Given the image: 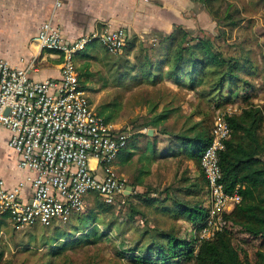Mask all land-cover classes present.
I'll return each mask as SVG.
<instances>
[{"label": "trees", "instance_id": "16d2710c", "mask_svg": "<svg viewBox=\"0 0 264 264\" xmlns=\"http://www.w3.org/2000/svg\"><path fill=\"white\" fill-rule=\"evenodd\" d=\"M217 1L220 0H199L210 15L215 13L212 4ZM235 11L234 14L226 16L225 20L232 21L230 25L238 28L240 24L234 21L239 11ZM218 25L220 26L219 22ZM96 44L98 42H93L91 45ZM139 45L141 49L135 58L136 62L134 64L129 62L130 71L118 72V78L130 77V72L135 71L133 73L139 72V76L133 77L138 85L145 83L157 85L169 80L181 90L198 93L200 100L214 97L216 101L219 99L223 102L233 101L236 86L240 83L248 86L249 89L255 87L253 81L243 80L240 72L247 69L254 75L258 70V66L252 59V50L245 48V41L237 43V52L230 57H224L216 49L213 41L195 38L190 31L178 27L170 35L158 36V43L153 46L139 43L136 37H131L125 50L133 52ZM157 47H164L163 53L158 51L161 56L155 53ZM83 53H86L85 57H92L87 48L81 54ZM249 98V94L243 97V101L248 104L240 115L225 116L231 129V137L225 143V150L220 153L222 182L228 192L240 186L239 192L242 196V202L225 214L227 226L212 239L201 240L196 237L195 241L191 242L171 231L146 230L140 237L141 240H145L144 243L141 245L142 242L138 241V250H136L138 254H133L134 251L129 254L133 264H251L248 259L242 260L234 244L232 233V229L238 228L253 239H264V136H262L264 114L260 108H256L249 102ZM154 109L151 112L154 113ZM174 112L179 113L180 108H167L154 116L150 122L146 121L132 128L139 130L150 127L159 128L161 124L169 121ZM99 115L108 123L112 120L110 116L105 118L103 112H99ZM200 115H202L201 111L187 117L186 123L178 132L167 127L161 129V133L168 136L167 156L183 157L189 162H194L201 170V182L192 183L186 188V195L194 196V198L204 195L205 190L207 191V181L201 167V160L212 141L210 126L205 119L186 125L194 116L200 117ZM127 130V126L122 128V131ZM176 147L178 150L171 154L170 152ZM167 197L173 198L175 208L164 209V214L173 215L177 220L191 221L198 225V228L205 221L207 210L202 207L201 202L191 204L175 194H169ZM93 198L97 199V206L89 212L75 214L67 226L70 227L69 232L53 227L57 231L44 244L52 247L54 244L63 242L60 248L54 249V255L69 248L97 245L103 239H108L109 233L101 232L99 229V223H103L100 216H115L113 212H121L123 205L130 203L132 198L142 202L148 208L159 203L150 196L149 190L144 194L121 195L115 205L105 204L97 195ZM136 207L137 205L131 204L130 220L138 216L146 218V214ZM4 223L5 217L0 219V231ZM51 227L42 226V228ZM254 256L255 264H264V242ZM1 260L2 254H0V263Z\"/></svg>", "mask_w": 264, "mask_h": 264}, {"label": "built area", "instance_id": "2783aa9c", "mask_svg": "<svg viewBox=\"0 0 264 264\" xmlns=\"http://www.w3.org/2000/svg\"><path fill=\"white\" fill-rule=\"evenodd\" d=\"M63 3L57 0L56 8ZM129 39L127 31L119 28L69 43L49 19L33 42L61 56L60 79L33 80L30 73L36 60L18 69L0 59V129L11 133L9 147L20 156L19 166L36 174L30 203L23 202L19 188H5L0 177V210L8 215L14 231L38 223L64 228L84 211L89 196L115 205L125 195L127 181L113 170V163L131 134L116 129L96 112L80 85L75 58L93 42L111 55H120ZM211 135L201 160L207 181V217L199 233L201 240L221 233L227 226L225 214L242 202L240 186L228 192L222 182L220 153L231 137L225 115L215 118ZM92 160L97 168L92 167Z\"/></svg>", "mask_w": 264, "mask_h": 264}, {"label": "rangeland", "instance_id": "374dc122", "mask_svg": "<svg viewBox=\"0 0 264 264\" xmlns=\"http://www.w3.org/2000/svg\"><path fill=\"white\" fill-rule=\"evenodd\" d=\"M212 7L213 12H215L213 15L209 14L212 22L206 21L207 24H205L204 29L194 28V31L190 32L195 38L213 41L216 49L224 57H230L237 52V43L245 41V48L252 50V59L255 65L258 66V70H256L258 75L257 73L252 75L247 69L240 72L243 80L253 81L255 87L249 89L248 86L240 83L236 86V94L233 101L223 102L219 99L216 101L214 97L200 100L198 93L187 90L173 92L166 81L157 85L148 83L138 85L133 77L139 76V72L133 73L135 71H131L130 77L120 76V78H118L117 73L130 71L129 62L131 64L136 62L135 58L141 46H137L133 52L124 50L120 55H110L98 43L95 52L89 51L92 58L86 63L90 65L88 68L84 65L85 68L83 69V63L85 64L87 60L79 59L81 65L79 72L90 71L94 76L92 81L96 88H102L103 84L106 86L102 98L99 99L100 101L112 102L120 90L122 100L127 106L126 110L121 113L123 114V119H119V123L124 121L133 123L134 120L140 119L145 111L143 109L139 110L138 107L147 98L155 100H159V98L165 99L164 101L167 103L173 102L176 105L175 107L180 108L179 119H172L168 123V128L176 132L182 129L187 117L193 115L194 112L198 113L200 111L202 115L200 117L194 116L192 121L186 125L196 122V119L200 120L203 118L209 124L210 131H212L214 120L218 115L231 116L242 113L248 104V102L245 103L243 101V97L247 94L250 95L249 102L256 108H260L264 114V0H220L214 2ZM235 10L239 11L235 15L234 21L240 24L238 28L230 25L232 21L225 20V17L234 14ZM157 36L161 35L157 33ZM156 49L155 53L161 56L160 52H164V47H157ZM127 61L128 63H126ZM139 122L138 120L137 123ZM122 126L120 125V130L125 126L128 128L129 125ZM262 136H264V132ZM131 169L134 170V166ZM155 173L156 175L152 176V183L148 186L147 191L149 190L150 196L159 201V203L157 202L154 207L148 208L142 202L132 198L130 203L123 205L124 208L121 212H113L115 216H100L103 223H99V229L101 232L109 233L110 237L103 239L97 245L69 248L58 255H54V249L60 248L63 242L54 244L52 247L46 246L44 242L51 238L57 229L36 227L16 232L11 224L5 221L0 231V254H2L0 264H133L129 254L133 253V251L135 252L133 254H138L136 251L138 250V241L142 242L141 245L145 241L140 239L141 234L146 230L151 231L154 229L171 231L182 239H187L190 242L195 241L196 237L199 238L204 222L198 228V225L191 221L177 220L173 215L164 214L163 210L175 208L173 198L169 199L167 197L169 194H175L191 204L201 202L202 207L206 208V190L205 194L200 197L194 198V196L186 195V188L190 184L201 182V170L194 162L190 163L180 157L167 160ZM187 179L188 181H186ZM131 204L137 205L136 209L145 213L146 218L138 216L134 220H130ZM88 206L84 213L91 211L97 206V199L90 198ZM58 230L69 232L70 227ZM232 233L234 244L240 252L242 260L248 259L251 264H255L254 255L264 242V239H253L238 228L232 229Z\"/></svg>", "mask_w": 264, "mask_h": 264}, {"label": "crops", "instance_id": "0c3cea01", "mask_svg": "<svg viewBox=\"0 0 264 264\" xmlns=\"http://www.w3.org/2000/svg\"><path fill=\"white\" fill-rule=\"evenodd\" d=\"M56 1L0 0V59L5 60L12 68L18 69H25L33 60H36L35 69L30 73L31 78L36 81L60 79L61 77V56L43 50L33 42V39L40 33L42 25L49 19H53L54 24L61 30L65 40L69 43L95 32L102 34L109 29L121 28L127 31L129 38L136 37L139 43L149 46L158 43L157 33L170 35L178 27L194 31V28L204 29L206 21L212 22L209 13L199 0H64L63 6L60 8H56ZM97 45L87 47L88 53L89 50L95 52ZM85 54L77 55L75 62L80 85L87 93L92 106L98 114L103 112L105 118L110 116L112 120L109 124L116 129L120 130V125H129L127 132L131 134V137L127 147L119 153L113 163V170L127 181L125 196H131L134 193L144 194L148 186L151 185V178L156 175L155 172L167 160L177 159V157L167 156L168 136L162 134L161 129L168 128L170 120L179 119V113L174 112L169 121L161 124L159 128L150 127L139 130L132 127L142 125L146 121L150 122L154 116L167 108H174L176 105L173 102L167 103L164 101L165 99L161 98L159 100L147 98L138 107L139 110L145 111L140 119L134 120L133 123L130 121L119 123V119H123L121 113L126 110L127 106L122 100L121 92L119 90L112 102L99 100L102 98L106 86L103 84L102 88H96L92 81L94 76L90 71L79 72V67H81L79 59L87 60L85 64L83 63V69L85 66L87 68L90 66L86 63L92 57H85ZM94 57L96 56L94 55ZM165 81L169 83L173 92L181 90L173 82ZM153 109L154 113L151 112ZM138 120L140 122L136 123ZM196 121L198 120L196 119ZM10 139L11 133L7 129L1 128L0 177L5 188L9 190L19 188L23 202L30 203L33 199L32 183L36 174L19 166L20 156L9 147ZM177 150L176 147L170 153L174 154ZM91 165L93 168H97L96 161L92 160ZM132 166H134V170L131 169ZM98 173H102L100 169ZM93 196H89L87 201ZM119 198L117 199L119 200ZM87 207H89L88 203L85 209ZM84 211L80 214H83ZM5 215L7 214L0 210V219L5 217L6 223L9 224V217ZM36 226L42 227L43 225L38 223L27 229ZM67 226L56 227L65 229Z\"/></svg>", "mask_w": 264, "mask_h": 264}, {"label": "water", "instance_id": "95a60500", "mask_svg": "<svg viewBox=\"0 0 264 264\" xmlns=\"http://www.w3.org/2000/svg\"><path fill=\"white\" fill-rule=\"evenodd\" d=\"M151 132H152V131H150V134H152ZM129 189H131V188H129Z\"/></svg>", "mask_w": 264, "mask_h": 264}]
</instances>
